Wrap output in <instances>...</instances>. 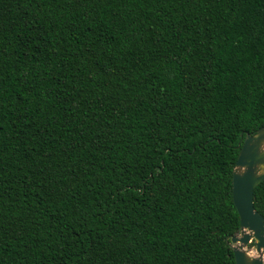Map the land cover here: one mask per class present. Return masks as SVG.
Returning <instances> with one entry per match:
<instances>
[{
    "label": "trees",
    "instance_id": "trees-1",
    "mask_svg": "<svg viewBox=\"0 0 264 264\" xmlns=\"http://www.w3.org/2000/svg\"><path fill=\"white\" fill-rule=\"evenodd\" d=\"M263 125L264 0H0V264H234Z\"/></svg>",
    "mask_w": 264,
    "mask_h": 264
},
{
    "label": "water",
    "instance_id": "water-1",
    "mask_svg": "<svg viewBox=\"0 0 264 264\" xmlns=\"http://www.w3.org/2000/svg\"><path fill=\"white\" fill-rule=\"evenodd\" d=\"M231 173V200L239 220L238 234L225 238L234 264H264V219L253 209L252 191L264 181V125L245 134ZM248 244L253 256L245 253Z\"/></svg>",
    "mask_w": 264,
    "mask_h": 264
},
{
    "label": "rangeland",
    "instance_id": "rangeland-1",
    "mask_svg": "<svg viewBox=\"0 0 264 264\" xmlns=\"http://www.w3.org/2000/svg\"><path fill=\"white\" fill-rule=\"evenodd\" d=\"M244 251L249 256H253L254 255L252 244H248L247 247L244 249ZM263 261H264V255H263Z\"/></svg>",
    "mask_w": 264,
    "mask_h": 264
}]
</instances>
